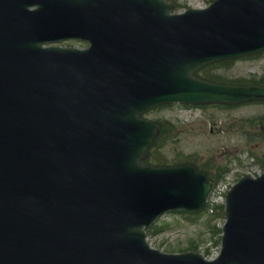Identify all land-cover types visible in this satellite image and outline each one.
<instances>
[{
	"label": "water",
	"instance_id": "95a60500",
	"mask_svg": "<svg viewBox=\"0 0 264 264\" xmlns=\"http://www.w3.org/2000/svg\"><path fill=\"white\" fill-rule=\"evenodd\" d=\"M169 10L163 0H0V264H264V173L230 191L216 260L145 242L142 227L167 209L202 208L209 186L192 187L190 167L142 163L156 126L140 115L264 99L261 86L194 76L264 49V0ZM68 37L90 46L42 48Z\"/></svg>",
	"mask_w": 264,
	"mask_h": 264
},
{
	"label": "rangeland",
	"instance_id": "374dc122",
	"mask_svg": "<svg viewBox=\"0 0 264 264\" xmlns=\"http://www.w3.org/2000/svg\"><path fill=\"white\" fill-rule=\"evenodd\" d=\"M168 1L177 11L189 7L203 8L210 2V0ZM249 67L252 66L238 63L228 67L230 69L228 72L221 71L219 77L230 81L243 80L247 74L257 73L255 68L248 70ZM175 109V107H165L146 115L147 118L159 122H170L176 127L173 140L160 149L161 155L154 154L157 159L167 163L190 159L197 160V163H204L207 158L211 157L216 160L217 164H223L228 168L231 165L234 166V175L259 169V161L264 158V141L245 143L246 140L241 137L233 138L227 129L231 123L236 124L241 119L263 115V105L229 109H197L192 110L189 117ZM170 137L171 132L168 131L163 141H168ZM246 155L248 161L243 160ZM249 157H252V160ZM222 224L223 219H212L207 213L194 218L186 214L168 213L157 224L163 228V231L157 235L148 236V242L152 247L168 253L184 252L190 249L198 250L200 253H205L207 249L211 252L212 249L217 248L218 234L215 228L221 227Z\"/></svg>",
	"mask_w": 264,
	"mask_h": 264
}]
</instances>
